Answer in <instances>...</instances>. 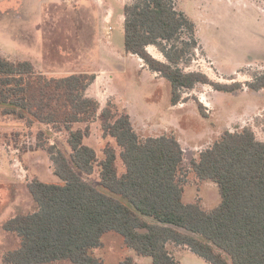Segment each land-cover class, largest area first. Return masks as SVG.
Masks as SVG:
<instances>
[{
  "label": "trees",
  "instance_id": "16d2710c",
  "mask_svg": "<svg viewBox=\"0 0 264 264\" xmlns=\"http://www.w3.org/2000/svg\"><path fill=\"white\" fill-rule=\"evenodd\" d=\"M177 1L136 0L124 6L126 53L170 82L172 107L199 85L225 93L241 89L237 83H214L204 73L186 71L201 42L196 23L178 9ZM149 47L164 60L153 57ZM95 80L88 73L51 76L38 72L31 61L0 54L1 116L28 128L37 122L54 134L63 133L70 150L66 154L49 145L44 131L37 134L38 147L49 154L63 184L39 178L28 184L38 209L4 223L3 229L20 239L19 247L4 255V263L105 264L93 251L103 246L106 234L115 233L126 248L151 258L152 264H180L176 249L210 264H264V142L253 130L225 131L187 168L174 134L141 137L128 113L111 101L102 108L89 97ZM248 87L264 90V72ZM97 120L103 138L115 143L105 146L102 157L85 144ZM96 173L102 189L87 179ZM191 173L200 183L217 184V207L206 210L200 198L184 201Z\"/></svg>",
  "mask_w": 264,
  "mask_h": 264
},
{
  "label": "rangeland",
  "instance_id": "374dc122",
  "mask_svg": "<svg viewBox=\"0 0 264 264\" xmlns=\"http://www.w3.org/2000/svg\"><path fill=\"white\" fill-rule=\"evenodd\" d=\"M136 0H0V54L13 61H31L38 72L51 76L88 73L96 76L87 95L105 108L111 101L119 112L132 117L141 137L174 134L185 151V166L199 158L225 132L250 128L264 142V90L248 87L264 72V3L259 0H178L177 7L197 26L201 49L187 72H201L214 83L239 84L233 93L199 85L171 106V85L152 73L124 46V6ZM159 60L162 54L149 47ZM202 106L206 115L201 114ZM83 128V125H79ZM44 131L49 145L69 154L66 135L54 134L35 122L5 119L0 114V264L4 255L20 245V239L3 229L19 215L36 212L28 184L34 179L63 184L54 173L49 154L37 145ZM100 121L91 124L85 144L102 157L105 146ZM119 173L125 168L118 157ZM87 179L99 186V176ZM202 199L206 210L221 202L219 188L211 181L198 182L193 173L185 187L184 201ZM103 246L93 251L105 264H152L126 248L123 238L106 234ZM172 249V248H171ZM180 264H210L185 249L174 250ZM54 264H71L61 261Z\"/></svg>",
  "mask_w": 264,
  "mask_h": 264
},
{
  "label": "crops",
  "instance_id": "0c3cea01",
  "mask_svg": "<svg viewBox=\"0 0 264 264\" xmlns=\"http://www.w3.org/2000/svg\"><path fill=\"white\" fill-rule=\"evenodd\" d=\"M123 21H124V18H123ZM139 62L141 63L142 66L145 65L141 59H139ZM81 73H84V72H81ZM46 74H48V73H46ZM89 88H90V87H89ZM88 91H89V89H88ZM88 91H87V93H88ZM92 98H93V97H92ZM95 99H96V98H95Z\"/></svg>",
  "mask_w": 264,
  "mask_h": 264
}]
</instances>
